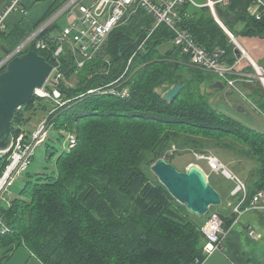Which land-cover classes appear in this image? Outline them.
<instances>
[{
	"label": "trees",
	"instance_id": "trees-1",
	"mask_svg": "<svg viewBox=\"0 0 264 264\" xmlns=\"http://www.w3.org/2000/svg\"><path fill=\"white\" fill-rule=\"evenodd\" d=\"M64 1L55 0L41 21ZM179 12L180 29L190 32L209 51L226 49L228 60L235 61V45L209 6L186 3ZM233 19L245 22L243 29L235 32L234 20L224 21L234 34L264 37V18L256 19L247 8L235 13ZM155 23L154 16L140 8L109 34L97 57L83 68L77 69L70 51L61 56L65 77L79 72L83 81L76 88L62 82L63 98L78 99L48 115L54 116L51 125L59 134L77 130L78 143L69 151L54 148L49 157L58 154L55 169L28 171L19 195L7 205L0 203V214L11 228L0 234V264L23 245L42 264H194L196 258H204L201 227L209 214L204 217L190 212L151 169H144L173 145L200 154H209L208 150L219 145L234 146L258 164L246 181L245 205L264 189V129L214 108L200 89L207 77L182 63L188 57L176 45L167 53L160 51L159 46L173 40L175 34L164 23L153 29ZM54 26L41 34L50 50H38L51 63L58 45L51 35ZM3 32L0 34L6 37ZM145 39L144 48L119 81L129 86L128 97L88 93L119 79ZM177 84L184 88L174 100H166L165 91ZM261 86L251 87V93L264 94ZM41 99L34 95L19 109L14 132L24 121V109ZM257 106L264 110V103L258 101ZM8 162L9 153L0 155V175ZM234 187L228 195L232 196ZM232 197L236 203L241 199V195ZM221 216L227 230L238 214Z\"/></svg>",
	"mask_w": 264,
	"mask_h": 264
},
{
	"label": "built area",
	"instance_id": "built-area-1",
	"mask_svg": "<svg viewBox=\"0 0 264 264\" xmlns=\"http://www.w3.org/2000/svg\"><path fill=\"white\" fill-rule=\"evenodd\" d=\"M186 3H192L199 7L205 5L210 7L215 19L223 27L235 45L236 59L234 62L231 63L228 60L226 49L219 47L209 51L200 46L190 32L179 28V8ZM229 3L230 0H206L204 4H200L195 0H65L55 12L38 24L34 28V31L22 43L6 53L0 52V72L5 70L8 63L14 57L22 54L30 47L36 51L50 50L49 43L41 37V34L46 29L55 25L58 18L67 14L68 25L63 28L62 35L55 37L58 45L52 51V58L54 59V63H52L53 71L45 85L42 88L36 89L34 93L35 96L54 100L56 106L51 110V113H53L57 108L67 102L63 101V96L60 91V85L65 80V74L61 68V56L66 51H70L76 60L77 69L83 68L87 62L97 57L109 34L116 27L124 24L130 15L136 13L140 8H143L155 18L156 23L153 29L164 23L174 31V43L188 57L190 65L217 74L229 90L246 97L241 84L254 81L255 78H258L264 86V68L258 64L239 38L219 18L216 9L217 6H224ZM75 9L80 11V17L75 13ZM15 11H20L23 14L27 13V8L22 4V0H13L4 8H0V31L5 29L7 17ZM247 11L251 16L262 20L264 18V0H250ZM146 40L139 45L129 59L125 73L111 83L114 89L107 90L104 93H113L121 97H128L130 95L129 86H122L123 83L121 84L119 81L130 69V65L133 63L137 52L144 48ZM66 44L68 46L67 49L65 47ZM248 68H252V71ZM99 89H91L88 93H94V90L97 93ZM49 124H51V118L48 115L32 132L35 145L41 144L46 140L47 133L45 132V128ZM25 134L26 131L21 132L17 141L14 142V151L11 156L12 160L6 165L4 173L0 175V199L4 198L3 194L9 192V188L14 184L15 179L22 172L28 170L32 161L35 145L32 144L31 146V143H25ZM72 139L74 140L73 136ZM199 157L208 160L213 172L222 173L225 177L236 181V186L231 191V194L233 196L241 195V199L236 203L234 213L239 216L251 206L258 207L264 211V189L259 190L254 195L249 205H245L248 196L247 183L227 169L225 164L216 155L212 153L200 154ZM208 214L206 222L201 227L205 237L203 246L204 258H196L194 264H205L212 254L217 251H223V240L227 233L224 227V220L218 210L210 209ZM10 230L11 228L0 214V234ZM249 234L252 236L257 235L253 229H249Z\"/></svg>",
	"mask_w": 264,
	"mask_h": 264
},
{
	"label": "rangeland",
	"instance_id": "rangeland-1",
	"mask_svg": "<svg viewBox=\"0 0 264 264\" xmlns=\"http://www.w3.org/2000/svg\"><path fill=\"white\" fill-rule=\"evenodd\" d=\"M195 1L199 2L200 0H195ZM204 1H206V0H204ZM204 1H201V2H204ZM1 5H2V8L5 7V4H1ZM228 5L219 6V8L222 7L221 8L222 13L227 12L229 10L230 7ZM75 13H77L78 16L80 17V11L78 9H75ZM55 24H56V26H54L53 29L51 30V35H55V37H56V36L62 35L63 34V28L68 25V15L64 14L63 16H61L59 19H57ZM243 27H244V21L239 20L236 24H234L233 29L235 32H238L239 30H242ZM32 32L27 34V36H25L21 40V42L15 44L11 49L16 47L18 44L22 43ZM235 35L237 37L239 36L238 34H235ZM173 41L174 40L169 39L168 41L163 42L159 46L160 51L162 53H167L170 50L174 49L175 43ZM65 47L67 49V47H68L67 44L65 45ZM30 50H32V49H30ZM0 51H1V49H0ZM7 51H9V50H7ZM6 52H4V53H6ZM26 52L27 51H25L23 53H26ZM182 63L189 65V66H192L189 64L188 60H187V62L182 61ZM258 64L264 68V65H261L260 62H258ZM89 65H87V66H89ZM127 67H128V64L126 65L125 70L127 69ZM192 67L196 68L197 70L200 71V73L204 74L207 77V81H205L207 83V85L205 87V93L204 94L207 96L210 104L214 108L219 109V110H221V111H223L229 115H232L234 117L240 118L249 124H251V121L252 122L253 121L260 122L262 127H264V118H263L264 116H263V114L256 111L258 109H256V110L253 109L255 107L253 105L254 101L256 103L259 101L256 98L255 94L253 95V93H251V92H250L251 94H248L246 92L249 100L250 99L253 100V102L251 103L250 101L244 99V97L242 95H240L236 92H233V91H229V88L226 85H224V87L218 88L214 91L211 89V85H212L211 83L213 81V77H214V79L219 78L218 75L213 73V72L203 70V69L196 67V66H192ZM125 70H124V73H125ZM128 72H129V70L127 71V73ZM82 81H83V79L80 78L79 72L78 73L75 72L71 76H69L67 78L65 77L64 83H65L66 87H68V88H76L77 86H79L81 84ZM254 82L253 81L247 82V84H248L247 87L249 86L250 90H251L250 86H252V84H255ZM111 83L112 82H110L108 84H103L100 89H99V87L93 88V89H99L97 93L101 92L103 94L107 90H113L114 89V87L111 85ZM254 86H256V85H254ZM201 88H202V84L200 85V89ZM159 90L164 92L163 89H159ZM60 91H61V88H60ZM95 92L96 91L94 90V93ZM101 93H99V94H101ZM61 94H62V91H61ZM89 94H93V93L89 92ZM79 97H80L79 99H82L83 93H81L79 95ZM75 99H78V98L76 97V98H73L72 100H66L65 98H63V101H67L66 103L68 104L70 101H73ZM232 101H240L242 103V105L247 109L248 113L242 114L241 112H239L236 109V107L232 106V103H231ZM55 106H56V103L54 102V100H52L51 98H44L41 100H36L35 105L33 107L25 108L24 109V121L18 125L19 131L14 132V130L12 129L13 135H15V136H13V142H12L10 149H8L6 152H0V154L2 155V154L9 153V162H10L12 160L11 156H12L13 151H14L13 144H14V142L17 141V138L19 137L20 133L23 131H26L25 138H24L25 143H31V146H32V144L35 145V142H34L35 140L32 137V132L35 130V128L37 127V125L39 124L41 119L48 116L49 112ZM58 109L59 108H57V110ZM58 115L59 114H57V116ZM52 117H51V119H54V116H52ZM12 128H13V126H12ZM18 132H19V134H18ZM45 132L47 133L46 140L44 142H42L41 145L40 144L35 145V148L33 151L34 156L32 157V161L28 167V170L22 172L21 175L15 179L14 184L9 188V192L6 194H3L4 198L2 200L0 199V203H2L3 205H7V204L11 203V199H13L15 196L19 195L20 189L22 188V186L24 184V178L26 177L28 171L33 174L37 171L55 169V159H56L58 154H56L53 157H49L50 152H52L54 150V148H56L59 152H61L62 150H68L69 151V150L73 149V147L75 148V146L78 143L77 130L76 131H61L59 134L54 129V127H52V125L49 124L45 128ZM72 136L74 137V140L72 139ZM226 142L228 143L229 140L227 139ZM68 143H69V145H68ZM232 143H235V142H232ZM235 149L236 148H234V146H231L229 148L227 146L219 145L216 148L208 150V152L212 153L213 155H216L225 164V166L228 167L227 169H229L233 174H235L237 177H239L240 179H242L243 181L246 182L249 175L251 174V172L254 169H256L258 164H257V161L255 158L250 157L248 155H245V154H243L240 151L235 150ZM185 151H186L185 149H178L177 150L176 146L173 145L170 149H168V151L165 153V155L166 154L175 155L173 157V163L179 170H184L185 167L190 164V162L201 165V167L203 169H205V171L209 174V179H210V177L212 178L211 179L212 183H213L212 185L214 187L219 188L220 191L222 192V195H221L222 196V203L218 206H215V209L218 211H225L228 208L227 201H228L229 191L236 185V181L225 177L224 175H222V173L213 172V170L209 166L208 160L199 157L200 153H196L193 151H186V152ZM175 152H179V153H175ZM155 162H152L149 166L146 165V167L144 169L145 170L151 169L153 171L152 165ZM3 173H4V171H3ZM154 174H155V172H154ZM211 210H213V208ZM207 215H208V213L206 215H204V217H206ZM5 264H42V263L32 252H30V250L25 245H23L15 251V253L12 255V257L8 261H6Z\"/></svg>",
	"mask_w": 264,
	"mask_h": 264
},
{
	"label": "water",
	"instance_id": "water-1",
	"mask_svg": "<svg viewBox=\"0 0 264 264\" xmlns=\"http://www.w3.org/2000/svg\"><path fill=\"white\" fill-rule=\"evenodd\" d=\"M52 71L53 65L44 55L36 50H28L14 57L0 72V152H6L12 145V126L18 110L31 101L36 89L45 85ZM206 85V82L202 83V94ZM223 85L222 81H217L211 87L218 89ZM183 88V84L172 86L164 93V98L174 100ZM232 106L246 113L241 102L233 101ZM152 169L172 196L196 215L204 216L212 207L222 203L221 193L210 183L208 174L198 164L179 170L173 163L172 155L166 154L156 160Z\"/></svg>",
	"mask_w": 264,
	"mask_h": 264
},
{
	"label": "crops",
	"instance_id": "crops-1",
	"mask_svg": "<svg viewBox=\"0 0 264 264\" xmlns=\"http://www.w3.org/2000/svg\"><path fill=\"white\" fill-rule=\"evenodd\" d=\"M12 0H0L1 4L7 6ZM200 0L198 3L204 4L206 1ZM250 0H230L229 10L227 12L221 11V8L217 6V14L219 18L224 22L226 20H234L233 15L239 10H245L249 5ZM55 0H22V4L27 8V13L23 14L20 11H15L11 13L6 19V27L3 30L6 37L0 34V49L4 50L6 47H13L15 44L21 42V40L27 36L34 28L41 22V20L46 16L47 12L50 10ZM4 8V7H3ZM236 20V19H235ZM234 20V24L238 21ZM226 25V24H225ZM245 25V22H244ZM241 31V30H239ZM239 40L243 43L246 49L250 52L252 57L264 65V37L261 36H247L238 34ZM55 37V35H52ZM252 71V68H248ZM221 81L220 78L214 79L211 84ZM255 81V80H254ZM252 83V82H251ZM252 84V90H254V85H260L259 82L255 81ZM226 85V84H224ZM223 85V87H224ZM247 83H242V90L251 94L250 88L247 87ZM254 86V87H253ZM261 86V85H260ZM249 88V89H248ZM212 90L213 89L211 87ZM260 90L264 93V88L261 86ZM232 91V90H229ZM235 92V91H233ZM237 93V92H236ZM239 94V93H238ZM247 95V94H246ZM254 95V93H253ZM256 98L264 103V94H255ZM244 97V96H243ZM250 97V96H249ZM251 98V97H250ZM244 99L250 101L246 96ZM233 102V101H232ZM231 102V103H232ZM240 102V101H239ZM256 107H252L254 110L260 112L264 116V110L259 109L257 103H253ZM236 107V106H233ZM245 108V107H244ZM237 109V107H236ZM246 109V108H245ZM247 109L246 113L247 114ZM243 114V113H242ZM264 118V117H263ZM253 127L258 129H264L260 122L251 121ZM191 164L185 167L186 170ZM199 165V164H198ZM201 166V165H200ZM205 170V169H204ZM206 172V171H205ZM207 173V172H206ZM208 174V173H207ZM209 178V174H208ZM236 205L235 198L228 195L227 206L225 211H219L221 214L229 216L234 213V207ZM249 229H253L256 232V236L249 234ZM205 264H264V211L258 207H249L244 210L232 223V225L227 229V233L223 240V251H217L212 254L206 261Z\"/></svg>",
	"mask_w": 264,
	"mask_h": 264
},
{
	"label": "bare ground",
	"instance_id": "bare-ground-1",
	"mask_svg": "<svg viewBox=\"0 0 264 264\" xmlns=\"http://www.w3.org/2000/svg\"><path fill=\"white\" fill-rule=\"evenodd\" d=\"M59 19V18H58ZM168 26V25H167ZM156 29V28H155ZM150 36V35H149ZM174 42V41H173ZM255 81H257V82H259V79L258 78H255ZM254 82V81H253ZM259 84L261 85V82H259ZM205 93V92H204ZM247 96V95H246ZM27 104V103H26ZM13 129V128H12ZM21 129V128H20ZM17 134V133H16ZM18 134H19V132H18ZM13 136H15V135H13ZM41 145V144H40ZM1 155V154H0ZM33 156H34V154H33ZM32 156V157H33ZM227 167V166H226ZM228 168V167H227ZM233 196V195H232ZM4 197V196H3ZM2 200V199H1ZM4 201V200H3ZM236 214V213H235Z\"/></svg>",
	"mask_w": 264,
	"mask_h": 264
}]
</instances>
